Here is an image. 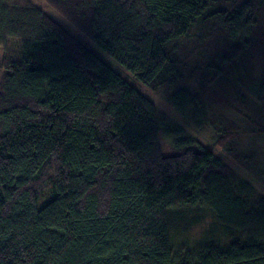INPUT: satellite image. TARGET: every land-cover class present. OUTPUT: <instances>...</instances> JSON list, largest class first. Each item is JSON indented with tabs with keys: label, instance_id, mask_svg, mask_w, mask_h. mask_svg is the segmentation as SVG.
Instances as JSON below:
<instances>
[{
	"label": "trees",
	"instance_id": "obj_1",
	"mask_svg": "<svg viewBox=\"0 0 264 264\" xmlns=\"http://www.w3.org/2000/svg\"><path fill=\"white\" fill-rule=\"evenodd\" d=\"M42 1L140 84L174 90L171 106L193 118L202 104L179 87L181 40L217 23L244 45L234 59L264 38V0ZM0 49V264H264V197L183 129H163L83 43L40 8L0 0ZM235 132L215 144L246 164ZM184 207L211 211L231 239L175 253L169 212Z\"/></svg>",
	"mask_w": 264,
	"mask_h": 264
},
{
	"label": "rangeland",
	"instance_id": "obj_2",
	"mask_svg": "<svg viewBox=\"0 0 264 264\" xmlns=\"http://www.w3.org/2000/svg\"><path fill=\"white\" fill-rule=\"evenodd\" d=\"M23 1L40 8L147 97L156 107L163 129H183L200 147L212 150L226 163L236 180L248 183L264 197V38L254 43L245 57L240 55L234 59L224 57L235 45L241 54L244 45L229 42L226 35L217 33V23L196 26L181 40L177 54L182 60L183 80L179 87L196 92L202 104V111L193 118L192 111L182 115L171 106L169 98L174 90L161 86L152 89L140 84L132 74L103 56L42 0ZM2 74L0 69V79ZM231 130H236L238 151L252 158L246 164L234 161L215 144L221 133ZM171 141L163 134L160 137L165 154L171 152ZM169 229L175 253L192 251L208 244L224 246L232 237L225 233L213 213L203 207L171 210Z\"/></svg>",
	"mask_w": 264,
	"mask_h": 264
}]
</instances>
